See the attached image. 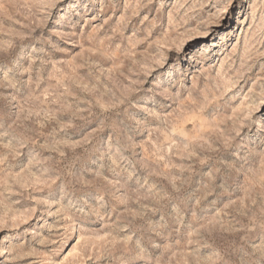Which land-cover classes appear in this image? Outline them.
Here are the masks:
<instances>
[{"label": "rangeland", "instance_id": "obj_1", "mask_svg": "<svg viewBox=\"0 0 264 264\" xmlns=\"http://www.w3.org/2000/svg\"><path fill=\"white\" fill-rule=\"evenodd\" d=\"M0 264H264V0H0Z\"/></svg>", "mask_w": 264, "mask_h": 264}]
</instances>
